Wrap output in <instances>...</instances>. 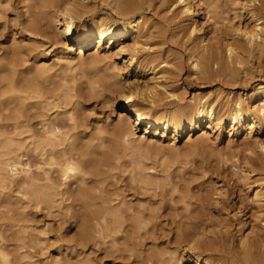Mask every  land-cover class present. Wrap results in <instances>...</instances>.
Masks as SVG:
<instances>
[{
	"label": "bare ground",
	"instance_id": "obj_1",
	"mask_svg": "<svg viewBox=\"0 0 264 264\" xmlns=\"http://www.w3.org/2000/svg\"><path fill=\"white\" fill-rule=\"evenodd\" d=\"M90 1L24 0V9L28 14V20L22 23V30L29 35H46L54 45L58 44L59 50L54 55L55 60L63 61L64 64L70 63L66 57L72 52L75 45L78 46V51L75 54L82 58L89 47L95 46L98 49L100 45L107 42V52L112 56L122 54L126 58L128 66H134L135 69L150 70V82L144 83L142 87H138L136 84L125 86V84V87L122 86L121 88L122 91H116H121L118 96L122 99L123 109L127 112L118 115L110 132L106 130V127H95L97 133H91L90 138L87 136L89 140L85 141L86 143H81L83 140L80 142L79 134L83 132L84 124L80 123L79 119L77 120L78 115L76 116L74 111L66 114V112H58L57 110L53 116L47 114L51 108L59 107L61 103L59 99L63 100V104L70 103L72 89L64 86V80V83L61 81L63 84L59 87L60 91H57L58 88H44L35 79L18 80L13 64L16 60L14 62L8 61V52L2 50L0 52V187L5 189L13 185L17 189H27L36 205L41 202L52 203L57 195L58 197L60 195L66 196L67 199L73 200L79 205L74 207H78L74 211V215L78 218L76 231L78 245L91 240L95 242L99 239L100 244L106 247V251H110L111 254L114 253L120 260L123 257L128 259L127 256L130 259L132 254L137 257L138 254L133 252L139 253L137 257L139 259L142 257L140 255L144 249V240H149L150 235H155L152 233L154 227L151 220L156 218L154 214L156 208L152 210L148 207V209L145 208L147 206H140L142 204L133 207L129 204L131 201H126L123 195L121 197L117 189L103 188L107 179L119 169L123 152L134 141L143 143L150 131L162 130V132L182 133L185 128H190L191 131L197 127V124H204L205 129L212 130L227 126L232 133L244 130L246 131L245 137L250 136L255 127L264 131V83L261 82L252 87L254 94L251 97L253 100L251 103L245 102L247 93L242 98L240 93L235 95L229 92L228 98L224 102L218 101L217 97L210 99L209 95L199 97L195 94L184 106L179 104L173 108L174 110L164 109L159 103L163 100L164 94L172 95L170 94L172 92H170V85L174 82L173 78L176 76L174 74L179 65H176L174 61L172 64L168 63L167 57L165 59L157 53L156 56H152L148 52L153 47V45L147 47L148 40L151 39L152 41L154 35L152 36L153 33L150 31L151 28L148 26L149 22L144 12L146 8L151 6L152 0H100L102 4L108 6L115 13L118 17L117 20L100 15L88 17L87 14L93 7ZM214 1L212 0L213 3ZM237 1H239L238 4L236 3L239 7L238 18L244 20L243 25L238 23L234 26L230 19L225 22L224 18V20L221 19L224 21H222V31L218 32L216 28L217 30L212 29L205 33L202 27L204 23L201 24L198 20V11L204 10L206 15H210V10H212L217 15L213 3H210L212 6L210 9V4L205 5L204 3V6L201 3L203 0H158L159 5L165 6L166 12L170 14L168 17L170 22L175 27L181 23L177 29H174L177 32L171 31V35L176 38V36L179 37L178 33H183L180 36L181 44L187 49L189 57L187 60H190L188 69L192 70L196 80L219 81V84L232 87L238 79L241 80L239 77L241 74H243V80L247 75L249 77L253 65L251 62L256 65L255 67L264 77V63L261 60L264 55V0ZM205 2L207 3V1ZM85 17H88L85 22H82L80 27L75 29V21H82ZM210 17H207V22L212 18ZM216 22L215 20L213 25ZM48 29H51V32L47 31ZM209 33L211 34L208 36ZM157 35L161 36V34ZM118 39L120 40L118 41ZM95 40L96 42H94ZM114 44L115 50L112 52L110 47ZM85 47L87 49L83 50ZM141 53L146 56L141 58ZM12 55H14V51H12ZM41 70L46 72L48 68L41 66ZM102 78L103 86L107 84L106 86L109 88L106 89L112 93L111 90L113 89L110 88L112 85L109 84V78L105 76ZM230 94L231 96H229ZM34 98L39 100L33 104L39 109L37 117L40 120L37 122L38 130L31 132L29 130L31 117L27 114L23 116V112L32 106V101L29 102V99ZM139 104L142 107L147 105L148 113L139 111ZM15 110L18 112L12 116L11 113ZM64 119L68 122L66 126L63 124L66 122L62 121ZM23 123H25V127L29 128L23 130V132L28 133L24 140L26 152L36 154L38 157V165L33 174L20 165L19 156L21 157V155L18 154L20 147H17L13 137ZM141 127H143L142 135L136 136V130ZM252 141L254 142L251 146L247 145L248 149H246L249 154L246 155L245 159L243 157L244 161L241 159L244 169L241 181L245 185L248 180L251 179L252 181H249L250 184L252 183L251 186L253 185L251 201L258 212L257 215L253 213V221L258 223L261 222L259 220L264 214V138ZM6 168L10 169V173L4 172ZM138 168L140 169L139 166ZM133 170L135 169L133 168ZM57 189L63 190L58 191ZM141 190L155 192L156 189ZM141 197L143 196L141 195ZM152 197L154 198V196ZM121 207L122 209H120ZM187 207L185 208L188 209ZM188 211L190 210L188 209ZM206 214L204 215V211L203 214H196L197 217L193 214L194 218L191 219L188 213L183 217L189 219L190 221L187 220L189 222L177 220V222H171L172 224L169 223L172 225L170 230L174 234V245L170 256H167L169 258L165 259V264L167 263L166 260L173 264H181L182 256L177 253L178 250L185 254L186 264H217L216 256L233 257L229 246L227 247L228 244L226 245L223 239L222 232L224 231L222 229L226 228L223 227L224 225L221 226V229L219 224H212L209 215L206 216ZM245 225V219L242 217L236 219V232L239 234ZM252 229L244 236L238 237L241 246L240 253L238 250L240 264H259L255 262L257 256L263 257L264 260V241L261 240L258 247L253 246L255 244L252 245L249 241V234L254 232ZM150 240L153 241V238ZM73 248L69 250L71 254L75 250ZM197 250L206 252L208 256L203 257L201 254H197ZM256 254L257 256L254 257ZM158 256L161 257L160 254ZM252 258L254 260L256 258V260L249 263ZM160 259L164 260V258ZM160 259H158L160 262L163 261ZM260 259H258L259 262ZM146 260L148 262V258ZM0 264H10L8 255L1 246ZM74 264H92V262L86 258L85 260L77 259ZM260 264H264V261Z\"/></svg>",
	"mask_w": 264,
	"mask_h": 264
},
{
	"label": "rangeland",
	"instance_id": "obj_2",
	"mask_svg": "<svg viewBox=\"0 0 264 264\" xmlns=\"http://www.w3.org/2000/svg\"><path fill=\"white\" fill-rule=\"evenodd\" d=\"M215 1L218 2L216 3ZM215 1L213 3L212 0H203L201 3L203 5L204 3L205 5L213 3L212 5L216 7L218 16L212 10H210V15H206L204 10L198 11V20L199 23H204L202 27L205 33H208L212 29H218V32L222 31L224 18L225 22H227V19H230L234 26L238 23L243 25L244 20L238 18L239 7L237 4L239 1ZM90 4H93V7L87 14L88 17L100 15L108 19H118L115 13L108 6L102 4L100 0H91ZM159 4L158 0H152L151 6L145 9L146 13L144 12L149 22V24L148 22L146 24L151 28L152 36L154 35L152 41L151 39L148 40L149 44L147 47L153 45L148 52L152 56H156L157 53L165 57V59L167 57L168 63L172 64L174 61L176 65H179L178 71L176 70L174 74L176 75L173 78L174 82L171 85L169 84L170 92L172 91L170 94L172 95L168 96L164 94L162 96L163 100L159 104L164 109L172 110L179 104L180 106H184L191 96H195V94L199 97L209 95L210 99L217 97L218 101L224 102L228 98L229 92L235 95L236 93H240L242 98L247 93L245 102L251 103L253 101L251 97L254 94L252 87L258 83H264L263 74L255 67L256 65L251 62L253 65L250 69L249 77L247 75L245 80H243V74H241L239 76L241 80L239 81L238 79L237 82H239L235 84L237 86L222 85L221 83L219 84V81L196 80L192 70L188 69L190 60H187L189 58L187 49L181 44L180 36L183 33H178L179 37L176 36V38L171 35V31L177 32L174 29H177L181 23L175 27L168 18L170 14L166 12V7H162ZM210 9H212V6ZM218 13L224 14L221 16ZM215 15L217 18H214ZM27 16L26 9H24V0H0V52L6 50L8 52V61L12 60L14 62L16 60L13 64L17 72V79H35L44 88H58L57 91L61 90L59 87L65 82L64 86L72 89L70 95L74 94L73 96L71 95L70 103L63 104V100L59 99V102H61L60 108H51L47 114L53 116L57 110L58 112H66V114L74 111L75 115H78L77 120L79 119L78 121L84 124L83 132L79 134V137H81L80 142L83 140L81 143H86L89 140L87 136L91 133H97L95 132V127H106V130L110 132L118 115L127 112L123 109V101L118 96L122 91V86L125 84V86L134 84L138 87L144 86V83L150 82V70L135 69L134 66H128L126 58L122 54L112 56L107 52V42L100 45L98 49L95 46L89 47V49L87 47L83 48V50L87 49V51L82 58H79L75 54L78 51V46L75 45L69 54L70 57L69 55V58L66 57V60H69L70 63H65V65L63 61L58 62L54 56L59 50L58 44L54 45L52 40L46 35H29L22 30V23L28 20ZM88 17H85L82 21L76 20L74 23L75 29H78L81 23L85 22ZM207 17L211 18L208 22L206 21ZM218 17L221 18L219 19ZM232 17H235L233 18L234 20L231 19ZM221 19H223V22ZM215 20L217 21L216 27L213 25ZM219 20L221 23L218 22ZM151 24H154L152 25L154 28ZM47 31L51 32V29ZM157 34H161L162 37H159ZM110 49L113 52L115 44L111 45ZM12 51H14V55H12ZM140 55L141 58H144L142 56H146L144 53ZM263 59L264 55L261 58L264 63ZM41 66H46L48 70L46 72L42 71ZM103 76L109 78V84L112 85L110 88L113 89H110L112 93L109 89H106L109 88V86H106V83L103 86ZM232 88L233 90H231ZM118 90L121 91L116 92ZM34 99H29V102L32 101V106L23 112V116L27 114L31 117L29 121L30 129L25 127V123H23L13 136L17 147H20L18 151V154L21 155V157L19 156L20 165L27 168L31 174L36 171L38 157L36 154L26 152L24 140L28 133L23 132V130L25 128L26 130H31V132L38 130L39 125L37 122H39L40 118L37 117V114L39 113V109L33 103L39 100L37 98ZM138 106L139 111L148 113V109H146L147 105H143L142 107L139 104ZM15 111L11 113L12 116L17 114L18 111ZM62 121L66 122L65 119ZM63 124L66 126L68 122ZM142 129L143 127L136 130V136L142 135ZM15 134H17L16 137ZM245 136L246 131L244 130L232 133L227 126H222L218 130H212L205 129L204 124H197L196 128L191 131L190 128H185L182 133H173L172 131L162 132V130H157V132L150 131L143 143L134 141L130 144L131 146L128 145L127 150L123 152L124 155L122 154L123 156H121L119 169L114 171L113 178L107 179L103 188L117 189L121 197L123 195L126 201H131L129 204L133 207H138L142 204L140 206H147L145 208L158 209L154 211L156 218L151 220V224L154 227L152 233L155 235L149 236L150 239L153 238V241L150 239L144 240V249L140 255L142 256V260H140L141 258H137L139 256L137 252H133L138 254V256L136 255L137 257L132 254L130 259L127 256L128 259H124L123 257L120 260L114 253L107 252L106 247L100 244L99 239L95 242L91 240L78 245L79 241L76 236L78 218L74 215V211L78 209V207H74L79 206L77 202L67 199L66 196L60 195L58 197L57 195L53 201L54 203L41 202L36 205L29 190L17 189L13 185L5 189L0 187V246L7 253L10 264H56L59 262L62 264H74L77 259L85 260L86 258L92 264H162L163 262L165 264V259L169 258L167 256H170L174 245V234L170 230L172 225L169 223L173 221L177 222V220L189 222L190 220L184 219L183 216L189 213V217L192 219L194 218L193 214L200 215L204 211V215L206 213V216L209 215L212 224H219V227L224 225L223 227L226 228L222 229L221 227L224 231L222 232L223 239L226 245L228 244L227 247L229 246L231 256H233L231 258L222 255L216 256V263L232 264L233 262V264H240L238 261L240 259L238 250H240L239 253L241 252V246L238 242L240 237L250 232L253 226L252 230L254 232L249 234L250 243L252 245L254 243L255 245L253 246L258 247L261 243L260 241H264V231H262L264 230V207L263 215L259 220L261 222L254 223L253 213L257 215L258 212L251 201L253 185L251 186L252 183L250 184V182L252 181L251 179L248 180L246 185L241 181L244 170L242 164L246 155L249 154L246 149L254 142L252 140H262L264 138V131L258 130L255 127L252 129L250 136ZM256 152L254 153L256 154ZM241 159H243L242 163ZM4 172L10 173V169L6 168ZM141 189L156 190L155 192H149ZM223 191L225 194L222 193ZM61 197L64 198L62 199ZM203 199L204 201H202ZM239 217L245 219L246 225L238 234L236 232V219ZM72 248L75 250L71 254L69 250ZM201 252V250H197L196 253L201 254L203 257L208 256L206 252ZM177 253L182 256L181 264H186L187 259L185 254L180 250ZM159 254L160 258H164V260L159 258ZM256 256L257 254L254 257ZM143 257L148 258V262ZM149 259L152 261L150 260L149 262ZM158 259L163 261L160 262ZM258 259L263 263L264 260L261 256H257V260L255 258L256 261L252 258V261L249 260V263L255 261L260 264ZM166 261L168 264H173L172 262H168L169 260Z\"/></svg>",
	"mask_w": 264,
	"mask_h": 264
}]
</instances>
